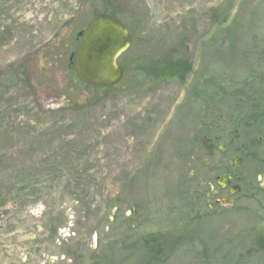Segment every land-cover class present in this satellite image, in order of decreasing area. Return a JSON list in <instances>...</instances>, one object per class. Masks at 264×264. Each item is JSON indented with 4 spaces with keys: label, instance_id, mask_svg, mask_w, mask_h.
<instances>
[{
    "label": "rangeland",
    "instance_id": "1",
    "mask_svg": "<svg viewBox=\"0 0 264 264\" xmlns=\"http://www.w3.org/2000/svg\"><path fill=\"white\" fill-rule=\"evenodd\" d=\"M103 7L131 42L94 88L67 64ZM258 66L264 0H0V264H87L116 231L104 264H264V202L211 208L198 128Z\"/></svg>",
    "mask_w": 264,
    "mask_h": 264
},
{
    "label": "flooded vegetation",
    "instance_id": "2",
    "mask_svg": "<svg viewBox=\"0 0 264 264\" xmlns=\"http://www.w3.org/2000/svg\"><path fill=\"white\" fill-rule=\"evenodd\" d=\"M254 72L243 75L230 85L223 99L225 110L221 113L220 106L202 107L207 119H200L204 125L198 127L203 134L202 148L208 158L217 156L224 162L211 165L215 171L211 208L223 207L240 215L251 207L262 208L264 202V70L258 66ZM213 125L216 132L212 134L207 129ZM205 162L208 163L207 160ZM216 176L222 180L217 181ZM220 199H224L226 206L216 202ZM107 235L102 233L98 237L105 247L104 254L87 255V264H104L105 259L113 256L114 250L119 248L118 231L115 236L114 232L113 236L110 234L113 239ZM132 239L130 235L127 248ZM78 263L85 264V261L77 255L63 252L52 255L43 264Z\"/></svg>",
    "mask_w": 264,
    "mask_h": 264
},
{
    "label": "water",
    "instance_id": "3",
    "mask_svg": "<svg viewBox=\"0 0 264 264\" xmlns=\"http://www.w3.org/2000/svg\"><path fill=\"white\" fill-rule=\"evenodd\" d=\"M76 39L78 43L69 62L80 83L102 88L113 86L122 79L123 70L117 59L129 47L131 36L120 20L109 14H97L76 33ZM216 179L222 180L220 176ZM216 202L226 206L224 199Z\"/></svg>",
    "mask_w": 264,
    "mask_h": 264
},
{
    "label": "trees",
    "instance_id": "4",
    "mask_svg": "<svg viewBox=\"0 0 264 264\" xmlns=\"http://www.w3.org/2000/svg\"><path fill=\"white\" fill-rule=\"evenodd\" d=\"M108 10H112V8H109V7H103V9H101V11H98V12H94L93 13V15H92V17L93 16H95V15H97V14H100V13H108ZM118 12H111V13H109V14H111L112 16H115V14H117ZM125 26H127V29L131 32V30L129 29V24L127 23V24H125ZM71 53V52H70ZM74 53V52H73ZM69 64L71 65V66H69ZM68 66H69V68H73V66H72V63H70L69 62V60H68V64H67ZM153 248V251L152 252H154V253H157L159 250H158V248H157V250L154 248V247H152Z\"/></svg>",
    "mask_w": 264,
    "mask_h": 264
}]
</instances>
